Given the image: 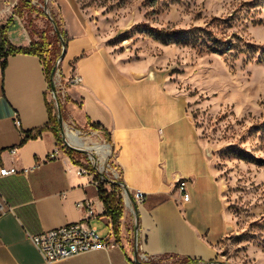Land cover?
<instances>
[{
    "label": "crops",
    "instance_id": "1",
    "mask_svg": "<svg viewBox=\"0 0 264 264\" xmlns=\"http://www.w3.org/2000/svg\"><path fill=\"white\" fill-rule=\"evenodd\" d=\"M27 1L29 6L0 0V50L6 55H0V169L34 168L26 175L0 177L9 207L0 213V264H134L133 203L114 185L104 187L124 200L117 246L50 262L29 238L84 221L102 237L118 239L99 188L80 171L92 167L87 155L73 158L50 124L51 93L42 58L11 51L29 47L50 23L44 10ZM50 11L66 31L60 70L66 77L75 72L83 77L68 89L67 116L82 129L103 127L125 188L132 196L136 190L146 194L137 205L139 253L149 256L151 264H180L184 257L218 259L235 227L211 149L185 97L161 75L120 62L102 45L77 0H50ZM29 133L38 136L25 140ZM56 149L58 156L49 158ZM180 178L189 180V201L177 188ZM85 200L91 203V215L78 206Z\"/></svg>",
    "mask_w": 264,
    "mask_h": 264
},
{
    "label": "rangeland",
    "instance_id": "2",
    "mask_svg": "<svg viewBox=\"0 0 264 264\" xmlns=\"http://www.w3.org/2000/svg\"><path fill=\"white\" fill-rule=\"evenodd\" d=\"M77 1L120 62L161 75L185 97L235 227L216 260L264 264V0ZM159 29L191 30L196 39L166 43ZM59 99L65 127L82 129L67 116L69 94ZM51 109L58 114L52 95ZM83 130L88 146L109 140Z\"/></svg>",
    "mask_w": 264,
    "mask_h": 264
},
{
    "label": "built area",
    "instance_id": "3",
    "mask_svg": "<svg viewBox=\"0 0 264 264\" xmlns=\"http://www.w3.org/2000/svg\"><path fill=\"white\" fill-rule=\"evenodd\" d=\"M30 1L36 8H38V10L39 8H43L44 10L45 5L40 0ZM55 82L58 96L59 98H63L69 94L68 89L70 86H77L83 82V77L77 72L73 73L70 77H66L59 67L55 74ZM73 127H66V130H76L81 137L84 130L76 128L75 126ZM90 133L92 135L100 136L101 139H103V137L107 134L106 130L101 126L90 128ZM99 144L106 146V151L98 152L93 148L89 149L94 154V156L86 154L88 156L87 160L89 165L92 167L87 168L82 166L80 167V171L83 174L90 175L92 177L91 183H93L100 190V188L104 185H117L114 184L113 181H122V179L120 168L113 161L115 152L112 143L105 138L102 143ZM59 151V149L53 151L49 155V158H56ZM33 169L34 168L20 169L16 166L2 167L0 169V177L9 175H26ZM188 183L189 180L187 178H180L177 181V188L181 192L184 201H189L191 198V193L187 189ZM119 186L122 188V194L124 195V198L128 200L129 204L130 199L127 195L125 186ZM133 199L137 205L143 204L146 200V194L141 190H136L133 194ZM78 206L83 208L86 207L89 215L93 214L89 200L80 201ZM7 208H9L8 204L0 190V213H3ZM29 238L40 251L42 256L50 262L66 259L96 249H109L119 244L116 239L102 237L99 230L95 226H89L84 221L69 223L57 228L42 231L40 233H31L29 234ZM141 258L149 263L151 261L149 256L144 254L141 255Z\"/></svg>",
    "mask_w": 264,
    "mask_h": 264
},
{
    "label": "trees",
    "instance_id": "4",
    "mask_svg": "<svg viewBox=\"0 0 264 264\" xmlns=\"http://www.w3.org/2000/svg\"><path fill=\"white\" fill-rule=\"evenodd\" d=\"M21 3H23L22 5L24 6V3L26 6H29L30 3L27 0H20ZM45 17L48 18V16H46V13H43ZM53 16H55L53 14ZM56 17V16H55ZM49 20V24L46 28H44L42 31H40V35H39V39H33L31 42V45L29 47L26 48H12L11 51L12 52H26V53H32V54H36L39 55L44 63L45 66V71L49 80V90L51 89V72L53 70V67L55 65L56 60L58 59V57L60 56V54L62 53V43L60 41V38L56 32V30L54 29L50 19ZM58 25L59 28L61 30V33L63 34V36L65 37L66 41H67V37H66V31L62 28V25L60 24V22L58 21ZM157 35L155 36L156 39L158 40H162L166 43H189L192 42V40L196 39V35H193V32L191 30H183V29H159L157 30ZM1 53L0 55L6 56L4 52H2V50H0ZM6 58H4V63H3V68L5 69L6 67ZM50 124L53 128V131L55 132V135L57 137L58 143L62 146H64L67 150V152L74 158L75 155H82V152L76 151L72 148L67 147L64 144V140L61 134V128L59 126V121L57 118L56 114L52 113V109L50 107ZM99 125L97 124H92V127L96 128ZM38 136V133L32 134L29 133L27 134V136L25 137V140L31 138V137H36ZM76 160V159H75ZM77 161V160H76ZM116 187H120L119 185H114ZM100 195L102 200L104 201L106 207H107V212H109L112 215L113 218V222H114V227H115V231L117 234V238L116 241L120 243V236H119V227H120V223L121 220L124 216V200H123V196L120 195H116L114 193L108 192L107 189H105L104 186H102L100 188ZM123 246L125 247V244H123ZM200 261L198 259H194L191 257H184L181 259V264H197Z\"/></svg>",
    "mask_w": 264,
    "mask_h": 264
},
{
    "label": "water",
    "instance_id": "5",
    "mask_svg": "<svg viewBox=\"0 0 264 264\" xmlns=\"http://www.w3.org/2000/svg\"><path fill=\"white\" fill-rule=\"evenodd\" d=\"M44 11L46 13V15L48 16V18L50 19L54 29L56 30L60 41L62 43V53L60 54V56L58 57V59L55 62V65L53 67V70L51 72V95L52 98L56 104L57 107V118L61 127V134L64 140V144L69 147L72 148L76 151L85 153V154H89L94 156L93 152L90 151L88 148L84 147V146H78V145H74L73 143H71V141L69 140V138L67 137V130L65 127V123H64V116L62 113V107H61V102L58 96V92H57V86H56V82H55V74L57 69L60 67V64L65 56L66 53V47H67V41L65 39V37L63 36V34L61 33V30L59 28L58 22H57V18L55 16H53V14L50 11V0H44ZM114 184L117 185H122L125 186V183L123 181H113ZM127 190V195L129 197V199L132 201L133 203V209H134V213H135V234H134V261L136 264H151L149 262H146L144 260H142L141 255L139 253V212H138V207L137 204L135 202V200L133 199L132 193ZM199 264H227V263H223L222 261L219 260H213V261H206V262H202Z\"/></svg>",
    "mask_w": 264,
    "mask_h": 264
},
{
    "label": "bare ground",
    "instance_id": "6",
    "mask_svg": "<svg viewBox=\"0 0 264 264\" xmlns=\"http://www.w3.org/2000/svg\"><path fill=\"white\" fill-rule=\"evenodd\" d=\"M67 137L69 138L71 143H73L74 145L84 146L88 149L93 148L98 152H103V151H106V149H107L106 146L100 145L99 143H94L93 146H88V143L86 142V140L84 138L80 137L78 132H76V131L68 130L67 131Z\"/></svg>",
    "mask_w": 264,
    "mask_h": 264
}]
</instances>
